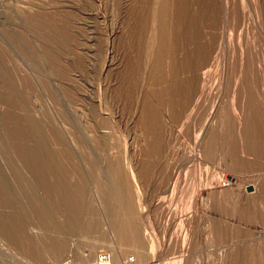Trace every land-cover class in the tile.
<instances>
[{
  "label": "rangeland",
  "instance_id": "1",
  "mask_svg": "<svg viewBox=\"0 0 264 264\" xmlns=\"http://www.w3.org/2000/svg\"><path fill=\"white\" fill-rule=\"evenodd\" d=\"M2 180L0 264H264V0H0Z\"/></svg>",
  "mask_w": 264,
  "mask_h": 264
},
{
  "label": "bare ground",
  "instance_id": "2",
  "mask_svg": "<svg viewBox=\"0 0 264 264\" xmlns=\"http://www.w3.org/2000/svg\"><path fill=\"white\" fill-rule=\"evenodd\" d=\"M97 1H99V0H97ZM100 1H101V0H100ZM166 3H167V2H166ZM220 3H221V2H220ZM225 4H226V2H225ZM226 7H227V6H226ZM167 9H168V8H167ZM222 11H223V9H222ZM171 13H172V12H171ZM164 20H165V19H164ZM166 22H167V21H166ZM163 23H164V21H163ZM163 23H162V24H163ZM144 25H145V24H144ZM159 27H160V25H159ZM162 27H163V26H161V28H162ZM162 30H163V32L160 34L159 37H160V39H162V41L164 42V41L167 39V36H168V35L166 34L167 30H166V32H164V31H165L164 28H162L161 31H162ZM132 31H133V30H132ZM159 31H160V30H159ZM185 31H186V30H185ZM140 32H141V31H140ZM152 32H153V31H152ZM150 33H151V32H150ZM115 34H116V32H115ZM115 34H114V35H115ZM151 34H152V33H151ZM114 35H113V36H114ZM132 35H133V34H132ZM146 36H147V35H146ZM169 36H170V35H169ZM223 36L225 37V35H223ZM140 37H141V36H140ZM146 38H147V37H146ZM223 39H225V38H223ZM168 41H169V40H168ZM168 41H167V42H168ZM225 41H226V40H225ZM137 43H138V42H137ZM170 43H172V42H170ZM170 43H169V44H170ZM222 43H223V42H222ZM165 44H166V41H165ZM224 45H225V44H224ZM224 45H223V46H224ZM135 46H136V45H135ZM220 46H221V45H220ZM223 46H221L222 48L220 47V48L222 49L221 54H222V52L224 51V50H223ZM139 49H140V48H139ZM119 63H121V62H119ZM118 65H119V64H117L116 60L114 61V60L112 59V60L107 64V67H108V68L111 67L112 69H117V68L120 67V66H118ZM120 65H121V64H120ZM136 79H137V78H136ZM133 83H134V82H133ZM189 84H190V83H189ZM137 100H138V99H137ZM205 123H206V121H205ZM205 123H204V124H205ZM209 123H211V122H209ZM204 124H203V126H204ZM203 126H202V130H203ZM210 126H211V125H210ZM204 127H206V125H205ZM202 130H201V131H202ZM203 131H204V130H203ZM205 133H206V132H205ZM200 136H201V135H200ZM203 137H204V136H203ZM40 154H41V153H40ZM41 160H42V159H41ZM47 162H48V161H47ZM48 166H49V165H48ZM55 169H56V168H55ZM230 177H231V178H234L233 176H230ZM2 182H3V180H2ZM2 182L0 183V187H1L2 190H5V188H4V182H3V183H2ZM56 184H57V183H56ZM59 184H60V183H59ZM61 184H63V183H61ZM67 185H68V184H67ZM64 186H65V185H64ZM2 187H3V188H2ZM52 187H53V185H52ZM57 187H58V186H57ZM59 187H60V186H59ZM1 189H0V191H2ZM54 189H55V188H54ZM58 190H59V189H58ZM2 193H3V191L1 192V194H2ZM3 194H5V193H3ZM116 194H117V193H116ZM114 195H115V194H114ZM0 196H1V195H0ZM73 196H74V195H73ZM2 197H3V196H2ZM6 198H8V197H6ZM29 198H30V197H29ZM120 198H121V197H120ZM31 199H32V198H31ZM36 199H38V198H36ZM69 199H70V198H69ZM4 200H5V198H4ZM17 200H19V199H17ZM39 200H40V199H39ZM40 201H41V200H40ZM40 201H39V202H40ZM6 202H7V201H6ZM17 202H18V201H17ZM35 202H37V201L35 200ZM35 202H34V203H35ZM45 202H46V201H45ZM1 203H2V202H1ZM4 203H5V202H4ZM26 203H27V202H26ZM62 203H63V202H62ZM37 204H38V202H37ZM68 204H69V203H68ZM121 204H122V203H121ZM10 205H11V204H10ZM24 205H25V204H24ZM31 205H32V204H31ZM46 205H47V204H46ZM64 205H65V204H64ZM71 205H72V204H71ZM126 205H127V204H126ZM126 205H125V206H126ZM27 206H30V205H27ZM33 206H34V204H33ZM37 206H38V205H37ZM39 207H41V208H45L44 205L42 204V202L40 203ZM17 208H18V207H17ZM27 209H28V208H27ZM34 209H35V208H34ZM42 210H43V209H42ZM47 210H48V209H47ZM40 211H41V210H40ZM43 211H44V210H43ZM43 211H42V212H43ZM42 212H41V213H42ZM44 212L48 214L47 211H44ZM66 212H67V211H66ZM71 212H72V211H70V213H71ZM77 212H78V211H77ZM36 213H37V212H36ZM82 213H83V212H82ZM42 214H44V213H42ZM77 214H78V213H77ZM79 214H80V213H79ZM126 214H127V213H126ZM28 215H29V214H28ZM34 215H35V214H34ZM70 215H71V214H70ZM127 215H128V214H127ZM39 217H40V216H39ZM70 217H71V216H70ZM41 220H42V218H41ZM59 220H60V219H59ZM26 221H27V219H26ZM54 221H55V220H54ZM78 221H79V220H78ZM147 221H148V220H147ZM15 222H16V221H15ZM61 223H62V222H61ZM152 223H153V222H152ZM45 224H46V223H45ZM54 224H55V223H54ZM56 224H57V223H56ZM75 224H76V223H75ZM51 225H52V224H51ZM71 225H72V224H71ZM58 226H59V225H58ZM67 226H68V225H67ZM65 227H66V226H65ZM6 228H7V227H6ZM148 228H149V227H148ZM7 229H9V228H7ZM75 229H76V228H75ZM19 230H20V229H19ZM73 230H74V229H73ZM149 230H150V229H149ZM49 231H50V230H49ZM51 231H52V230H51ZM62 231H64V228H63ZM150 231H151V230H150ZM70 232H71V231H70ZM62 233H63V232H62ZM8 234H10V233H8ZM70 234H71V233H70ZM48 235H49V234H48ZM29 237H30V236H29ZM62 237H63V235H62ZM61 239H62V238H61ZM19 240H20V239H19ZM51 240H53V239H51ZM262 240H263V238H262ZM152 243H153V242H152ZM58 244H59V243H58ZM60 245H61V244H60ZM95 245H96V244H95ZM31 248H32V247H31ZM152 248H153V247H152ZM33 249H34V248H33ZM34 252H35V251H34ZM42 252H43V251H42ZM42 252H41V253H42ZM59 252H60V251L55 252V253L53 252V257H57L58 254H59ZM35 253H36V252H35ZM38 253H39V252H38ZM42 255H43V254H42ZM88 256H89V254H87V255H83V254H81V260H82L83 262H85V264H90V263H89V258H90V257L88 258ZM40 258H41V257H40ZM151 262H152V261H151ZM62 263H63V262H62Z\"/></svg>",
  "mask_w": 264,
  "mask_h": 264
},
{
  "label": "built area",
  "instance_id": "3",
  "mask_svg": "<svg viewBox=\"0 0 264 264\" xmlns=\"http://www.w3.org/2000/svg\"><path fill=\"white\" fill-rule=\"evenodd\" d=\"M112 263V255L107 251H101L98 253L95 264H111ZM67 264H70L68 262Z\"/></svg>",
  "mask_w": 264,
  "mask_h": 264
}]
</instances>
